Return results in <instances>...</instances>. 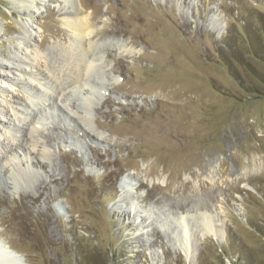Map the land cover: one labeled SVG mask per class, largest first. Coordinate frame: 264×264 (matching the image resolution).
Returning <instances> with one entry per match:
<instances>
[{
  "label": "rangeland",
  "instance_id": "374dc122",
  "mask_svg": "<svg viewBox=\"0 0 264 264\" xmlns=\"http://www.w3.org/2000/svg\"><path fill=\"white\" fill-rule=\"evenodd\" d=\"M108 37L78 86L68 56ZM0 244L24 264H264V0H0Z\"/></svg>",
  "mask_w": 264,
  "mask_h": 264
},
{
  "label": "bare ground",
  "instance_id": "6f19581e",
  "mask_svg": "<svg viewBox=\"0 0 264 264\" xmlns=\"http://www.w3.org/2000/svg\"><path fill=\"white\" fill-rule=\"evenodd\" d=\"M79 17L77 15L75 17H73L72 20L69 21V23H70L69 25L73 28L74 32H76V34L79 35V37H77L78 41L82 42V37H84V39L86 40V43H87V41L91 40L92 38L94 39L95 35L99 34V32H97V30H93L90 27V24L84 22ZM84 34H86V35H84ZM63 37H65V36H63ZM108 41H109V37H108V39H104L103 41L96 40L95 42H92L90 44L88 43V46L86 44L85 50L83 52H81V51L78 52L79 53V58H75L76 55H77L76 51L73 52L72 48H71L72 50L68 48L71 52H73V54H70L66 61H67V64L69 66L70 65H72V66L76 65L75 66L76 74L79 76V80L78 81H80L78 86L82 85V88H85L86 84H91V82H93L92 79L98 78V80H99L100 75H101V70L99 68V59H100L99 52H100V49H101L102 45H104V43H106ZM80 42H78L77 46L80 44ZM129 43H130V41H128V40H124V41L122 40V42L120 40H117L116 42H112V46L115 47V48L117 46V50H120V53H123L124 55H127V56H131L137 51V49H135V48L133 49V48L128 47ZM107 47H109V46H107ZM68 49H66V50L68 51ZM104 50H109V49L104 46ZM78 59H79V61H78ZM32 64L30 63L31 66H32ZM66 79H68V78H66ZM90 87L95 89V91L98 90V87H96L94 85L90 86ZM78 88H80V87H78ZM42 95L43 94L40 93V94H37L35 96L39 97V96H42ZM202 218L205 221H208V218H206L205 216H203ZM185 224L186 223L182 224L181 226L179 224V226H178L179 231L181 229V236H182L180 238V241H179L180 242L179 248L181 249V251L184 252V254L189 255V253H190L189 252L190 245L188 244V241H184V239H186L187 236H188L187 231H188L189 227L187 228V226ZM206 231H208L211 234L215 232L213 230V227H212L211 223L209 225L207 224ZM19 255L20 254H18L10 245L6 246L4 248L0 244V264H24L25 260L23 258H22L23 260H20Z\"/></svg>",
  "mask_w": 264,
  "mask_h": 264
}]
</instances>
